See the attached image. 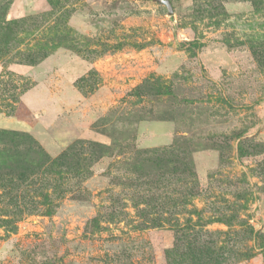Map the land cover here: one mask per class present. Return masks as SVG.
Instances as JSON below:
<instances>
[{
  "label": "rangeland",
  "instance_id": "1",
  "mask_svg": "<svg viewBox=\"0 0 264 264\" xmlns=\"http://www.w3.org/2000/svg\"><path fill=\"white\" fill-rule=\"evenodd\" d=\"M168 1L172 13L0 0L17 22L0 32V129L50 158L78 140L112 146L88 174L36 180L44 212L15 220L0 193V264H264V0ZM176 139L187 147L168 150ZM145 149H166L161 169L127 172ZM176 210L215 249L174 255Z\"/></svg>",
  "mask_w": 264,
  "mask_h": 264
},
{
  "label": "trees",
  "instance_id": "2",
  "mask_svg": "<svg viewBox=\"0 0 264 264\" xmlns=\"http://www.w3.org/2000/svg\"><path fill=\"white\" fill-rule=\"evenodd\" d=\"M17 22L8 21L5 18L0 19V32L9 29L10 26H16ZM2 36V35H1ZM3 37V36H2ZM1 38V37H0ZM46 56V53L41 56L28 58V63H34ZM128 140V138H126ZM187 142L176 139L167 147L168 150H177L186 148ZM112 146L78 140L71 143L66 150L54 158H50L44 150L27 134L8 132L0 129V193L10 194L15 203H13L14 211L11 213L16 219H20L22 215L35 214L41 211L40 205L42 202L36 198L44 199V189L41 183L37 184L41 177L45 174L58 175L62 169L74 173L80 171L88 174V168L95 160L104 155L112 154ZM166 149H145L135 150L132 157L124 162L125 170L132 174H148L150 171L161 169L159 167L160 156ZM188 176H193L190 168H185ZM35 186L31 188V185ZM27 198L26 200H23ZM29 205V211H25L21 201ZM20 201V202H19ZM19 202V203H18ZM191 213L192 210L187 211ZM50 210L46 214H50ZM181 210H176V238L171 249L174 255L181 251L189 252L194 255L197 260L198 253H210L212 248L216 247V240L200 241L196 237L200 231H194L188 226L191 223V218L182 217ZM180 218L183 219L180 221ZM14 220V219H13ZM182 227V228H181ZM208 233V232H206Z\"/></svg>",
  "mask_w": 264,
  "mask_h": 264
},
{
  "label": "water",
  "instance_id": "3",
  "mask_svg": "<svg viewBox=\"0 0 264 264\" xmlns=\"http://www.w3.org/2000/svg\"><path fill=\"white\" fill-rule=\"evenodd\" d=\"M158 3H161L166 6L168 13H172V6L168 0H155Z\"/></svg>",
  "mask_w": 264,
  "mask_h": 264
}]
</instances>
